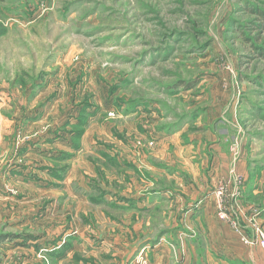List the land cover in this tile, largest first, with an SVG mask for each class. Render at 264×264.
<instances>
[{
	"label": "rangeland",
	"instance_id": "374dc122",
	"mask_svg": "<svg viewBox=\"0 0 264 264\" xmlns=\"http://www.w3.org/2000/svg\"><path fill=\"white\" fill-rule=\"evenodd\" d=\"M261 12L264 0H0V264H146L177 234L205 245L174 201L210 196L215 233L264 250L241 240L264 233ZM176 134V155L159 149Z\"/></svg>",
	"mask_w": 264,
	"mask_h": 264
},
{
	"label": "crops",
	"instance_id": "0c3cea01",
	"mask_svg": "<svg viewBox=\"0 0 264 264\" xmlns=\"http://www.w3.org/2000/svg\"><path fill=\"white\" fill-rule=\"evenodd\" d=\"M168 136L169 135L161 136L160 141L158 142L160 146L159 149L162 148L165 151L167 147L173 148L174 154L176 155L178 146H181L180 135L176 134L169 137ZM168 142H173V145H170ZM181 152H184V149H181ZM185 155L189 156L187 153H185ZM182 156H184V153ZM185 159H188V157L183 159L184 162H186ZM217 168L221 173L226 172L222 171L218 166ZM243 172L245 175H249L248 169L244 170ZM208 174H212V170L208 172ZM202 176H204L203 172L199 175V178L201 179ZM177 181H179L178 178ZM179 183L181 186L182 181H179ZM193 183H196L197 188L190 189L202 190L204 188H208L209 186L206 179L204 182L199 183L197 178H194ZM251 194L255 196L256 190L254 188L251 189ZM209 198H211V196L202 199L194 197V199L190 200L191 203L189 205L184 204V200L181 201L176 199V201H174V212L176 215H178L179 221H190L195 227L193 229L195 236L193 235L194 237L192 236L191 238L196 237L197 239L198 237H201L200 235H202L206 238V244L194 245L190 242L188 245H184V243H182V234H177L174 236L177 239V244H174L179 247H173L171 243L167 241L164 243L162 242L163 239H160L154 245L147 246V248H145V254H147V256H145L147 260L146 264H240V262H246L248 264H262V262H264V250L261 248H248L247 250V248L237 245V241L229 237L230 234L228 235L222 233L221 231H219V233H215L214 227L216 225H222L216 224L217 219L214 215L211 199ZM143 208H147L145 211L148 212L150 208H152V211L156 208H160V205H154V203H152L150 205L144 206ZM260 212L262 215H264V208H262ZM144 220L145 226H148L151 216H147V218ZM198 247L201 248V251L198 250ZM137 253L138 251L136 254Z\"/></svg>",
	"mask_w": 264,
	"mask_h": 264
},
{
	"label": "built area",
	"instance_id": "2783aa9c",
	"mask_svg": "<svg viewBox=\"0 0 264 264\" xmlns=\"http://www.w3.org/2000/svg\"><path fill=\"white\" fill-rule=\"evenodd\" d=\"M241 240L242 241H246V242H249L251 244L255 243V242H258L259 245H261L262 247H264V233L262 232H259L256 234V238L255 239H248L247 237L245 236H242L241 237Z\"/></svg>",
	"mask_w": 264,
	"mask_h": 264
},
{
	"label": "trees",
	"instance_id": "16d2710c",
	"mask_svg": "<svg viewBox=\"0 0 264 264\" xmlns=\"http://www.w3.org/2000/svg\"><path fill=\"white\" fill-rule=\"evenodd\" d=\"M260 14H261V17L263 16L262 19H263V21H264V12H261Z\"/></svg>",
	"mask_w": 264,
	"mask_h": 264
}]
</instances>
